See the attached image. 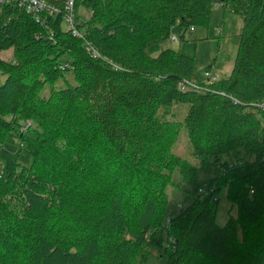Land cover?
Returning <instances> with one entry per match:
<instances>
[{"label": "trees", "instance_id": "trees-1", "mask_svg": "<svg viewBox=\"0 0 264 264\" xmlns=\"http://www.w3.org/2000/svg\"><path fill=\"white\" fill-rule=\"evenodd\" d=\"M43 1L57 12L40 22L0 7V264H264V0H75L82 38L65 0ZM216 5L243 23L227 78L148 52L208 28ZM183 130L198 165L175 153ZM176 170L196 187L170 214Z\"/></svg>", "mask_w": 264, "mask_h": 264}, {"label": "rangeland", "instance_id": "rangeland-1", "mask_svg": "<svg viewBox=\"0 0 264 264\" xmlns=\"http://www.w3.org/2000/svg\"><path fill=\"white\" fill-rule=\"evenodd\" d=\"M242 24V19L238 15L225 13L223 8L216 5L212 11L211 22L208 28H197L196 32L190 30L187 32L184 41L173 42L170 39L165 44H159L149 48L148 52L152 56L157 57L162 50L170 47L195 60L196 72L202 81H207L205 72L210 66H214V70L218 77L227 78L234 66V59L238 48V35L240 34ZM220 31L221 35H218ZM180 32L179 27L176 26L173 29L172 39L175 38V36H180ZM11 56L12 51L2 53L4 59H9ZM4 81L5 77L0 73V85L4 83ZM208 82L211 83L210 81ZM171 109L179 120H182L187 112V107L182 108L179 105H174ZM170 117L171 116H169V118ZM14 143L15 144L10 147L11 151L14 150L15 153L17 152L20 154V148L17 144L18 141L15 138ZM15 153L13 154L18 156ZM175 153L188 158L197 165L199 164L191 153L186 130H183L179 142L175 146ZM19 160L21 163L30 164L32 158L28 154H21ZM218 173V168L208 167L199 174L198 181L200 183H206L210 178L218 175ZM173 181L176 185H170L168 188V209L170 214L177 213L180 207H186L191 202L192 198L188 191H193L196 187V184L185 182L179 170L173 173ZM208 194L209 188L206 189L205 195ZM219 199L217 218L220 224H225L231 216H236V209L232 208V205H230L225 198V192H222ZM148 264H161V261L156 256L152 255Z\"/></svg>", "mask_w": 264, "mask_h": 264}, {"label": "built area", "instance_id": "built-area-1", "mask_svg": "<svg viewBox=\"0 0 264 264\" xmlns=\"http://www.w3.org/2000/svg\"><path fill=\"white\" fill-rule=\"evenodd\" d=\"M16 4L20 7L25 8L27 13L33 14V16L36 18V20L38 22L41 21L40 19V13L44 10H50L53 12H57V9L55 6L50 5V4H46L43 0H0V7L3 4ZM74 7H75V0H65V9L68 11L67 15H66V28L68 31H71L73 33L74 36H78L81 37L82 35L76 30V24H77V20H76V15H75V11H74ZM88 15H91L90 12L88 13ZM194 30V28L192 29ZM82 38V37H81ZM175 36V38L171 40L173 42H179V38ZM205 77L207 79V81H218L219 77L217 74H213V71L211 70H207L205 72ZM195 85V84H194ZM257 106L261 107L264 109V102L258 103ZM200 194H205V190L204 189H200L199 190Z\"/></svg>", "mask_w": 264, "mask_h": 264}, {"label": "crops", "instance_id": "crops-1", "mask_svg": "<svg viewBox=\"0 0 264 264\" xmlns=\"http://www.w3.org/2000/svg\"><path fill=\"white\" fill-rule=\"evenodd\" d=\"M196 31H197V30H196ZM196 31H195V32H196ZM214 72L216 73V71H215V70H214ZM219 77H220V76H219Z\"/></svg>", "mask_w": 264, "mask_h": 264}]
</instances>
